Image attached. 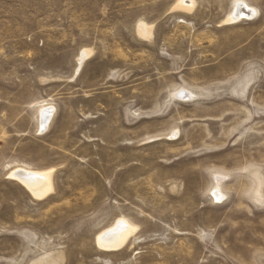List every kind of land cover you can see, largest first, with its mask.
Instances as JSON below:
<instances>
[{
    "label": "rangeland",
    "instance_id": "374dc122",
    "mask_svg": "<svg viewBox=\"0 0 264 264\" xmlns=\"http://www.w3.org/2000/svg\"><path fill=\"white\" fill-rule=\"evenodd\" d=\"M0 264H264V0H0Z\"/></svg>",
    "mask_w": 264,
    "mask_h": 264
},
{
    "label": "bare ground",
    "instance_id": "6f19581e",
    "mask_svg": "<svg viewBox=\"0 0 264 264\" xmlns=\"http://www.w3.org/2000/svg\"><path fill=\"white\" fill-rule=\"evenodd\" d=\"M234 11L235 12H233L230 16V19H236L243 13L250 15V9L246 6L235 5ZM84 54L85 52H82L79 62H81ZM48 115L49 114L46 111L41 112V120L39 121L41 125H46L47 121H49ZM48 173L50 172H30L20 169L13 172L12 175L18 179L32 195L40 197L49 190ZM129 232L131 233L130 225L124 220H118L110 230L99 235L98 244L106 249H115L123 243Z\"/></svg>",
    "mask_w": 264,
    "mask_h": 264
}]
</instances>
